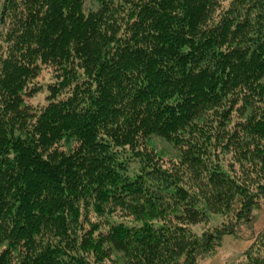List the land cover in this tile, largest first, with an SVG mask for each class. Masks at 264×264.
Segmentation results:
<instances>
[{
  "label": "trees",
  "instance_id": "16d2710c",
  "mask_svg": "<svg viewBox=\"0 0 264 264\" xmlns=\"http://www.w3.org/2000/svg\"><path fill=\"white\" fill-rule=\"evenodd\" d=\"M263 201L264 0H0V264H197Z\"/></svg>",
  "mask_w": 264,
  "mask_h": 264
},
{
  "label": "rangeland",
  "instance_id": "374dc122",
  "mask_svg": "<svg viewBox=\"0 0 264 264\" xmlns=\"http://www.w3.org/2000/svg\"><path fill=\"white\" fill-rule=\"evenodd\" d=\"M40 80L42 83H46L53 79L50 73L44 70L40 76ZM44 94L45 92L37 95L32 101L35 104L42 102ZM150 144L152 148L164 158H175L178 156V152L174 146L162 137L152 136ZM253 220L251 226L239 224L236 226L235 234L224 235L216 250L200 257L197 264H230L232 261L239 258L250 244L251 240L248 238L250 233L258 231L264 225V201L261 208L254 211ZM226 222L227 218L223 215L212 214L208 222L196 224L192 226V228L196 232L201 233L207 227Z\"/></svg>",
  "mask_w": 264,
  "mask_h": 264
}]
</instances>
